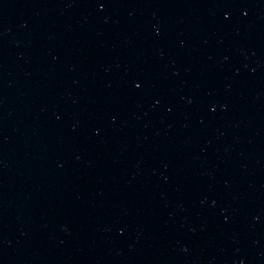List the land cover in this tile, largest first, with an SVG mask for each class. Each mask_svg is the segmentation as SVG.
Returning a JSON list of instances; mask_svg holds the SVG:
<instances>
[{
  "label": "water",
  "instance_id": "obj_1",
  "mask_svg": "<svg viewBox=\"0 0 264 264\" xmlns=\"http://www.w3.org/2000/svg\"><path fill=\"white\" fill-rule=\"evenodd\" d=\"M0 264H264V0H0Z\"/></svg>",
  "mask_w": 264,
  "mask_h": 264
}]
</instances>
